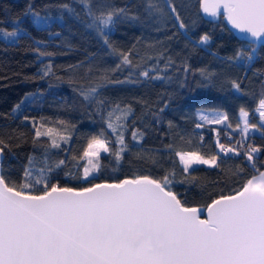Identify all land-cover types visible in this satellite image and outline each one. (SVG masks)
Returning a JSON list of instances; mask_svg holds the SVG:
<instances>
[{
  "label": "snow or ice",
  "instance_id": "obj_1",
  "mask_svg": "<svg viewBox=\"0 0 264 264\" xmlns=\"http://www.w3.org/2000/svg\"><path fill=\"white\" fill-rule=\"evenodd\" d=\"M198 5L207 16H223L239 34L242 46L226 58L212 53L217 60L229 67L247 69L259 59L260 50L264 49V0H198ZM140 7L143 20L154 22L157 31L161 24L171 22L175 31L167 36V41L182 37L186 50H206L212 41L208 32L193 38L196 22H185L176 0H141L140 5L123 6L115 0H62L46 3L40 9L28 0L22 13L8 22L10 28L0 26V44L6 48L18 46L25 38L31 40L30 51L41 64L30 77L33 80L52 78L63 83L65 77L54 71L53 58L58 53L48 50L54 42L32 37L24 26L25 19L35 30L55 38L62 33L54 29L62 27L70 15L100 38L108 55L118 60L114 67L94 65L89 58L64 68L68 74L66 82L99 117V130L84 136L85 143L78 152L65 147L73 140L77 124L23 114L26 103L34 102V94H25L11 113L5 114V118L22 117L21 123L30 126L32 152L26 158L20 181L11 180L5 171L4 157L28 139L16 129L11 134L0 129V264H264V163L257 166L259 156L264 155V145L254 143L256 133L264 140V81L252 110L253 115L258 114L255 123L250 122L249 110L243 106L238 110L235 126L227 112L196 113L195 129L222 126L211 128L219 153L206 156L198 150H175L171 143L164 145L178 158L181 179L177 180L173 169L159 177L134 175L112 182H93L99 178L105 157L119 163L126 153L135 150L138 158L158 163L146 155L150 150L142 144L145 131L133 119L132 105L110 100L104 94L109 87L172 83L174 78L180 87H185L188 76L197 73L201 77L198 86L208 87L214 86L219 76L207 66L193 70L186 56L178 64L164 41L147 45L162 50L145 56L135 51V45L127 51L116 47L110 36L118 25L143 22L141 14L133 10ZM61 46L71 47L56 45ZM85 65L86 84L74 78ZM124 71L127 75L123 79L114 78L115 73ZM170 71L182 73L183 78L169 75ZM256 75L264 76V71L258 70ZM227 83L235 92H242L241 81L229 79ZM169 100L154 108L148 101L137 99L143 108L141 122L150 116L153 122L160 123ZM168 126L172 128L173 122L169 120ZM147 127L143 124V128ZM222 133L229 143L221 142ZM234 133H239L240 139L235 140ZM199 138L204 140L202 134ZM220 154L243 158L253 170L250 178L231 194L211 199L203 208L187 205L173 190L174 185L195 182L194 165L220 168ZM54 155L59 158L52 159ZM70 165L78 171L73 173ZM65 168H69L64 173L66 177L87 182L88 186H61L58 180L53 183V174ZM243 172L244 168L238 165L229 174L238 177ZM205 212L206 218H201Z\"/></svg>",
  "mask_w": 264,
  "mask_h": 264
},
{
  "label": "trees",
  "instance_id": "obj_2",
  "mask_svg": "<svg viewBox=\"0 0 264 264\" xmlns=\"http://www.w3.org/2000/svg\"><path fill=\"white\" fill-rule=\"evenodd\" d=\"M27 2L28 0H0V22H3L0 23V26L10 28L11 24L8 22L22 13ZM31 2L37 9H40L46 3H59L62 0H31ZM67 2H71V0H67ZM115 3L118 6H123L125 3L140 5L141 0H115ZM176 3L181 6L180 11L186 23L191 25L193 21L196 22V26L191 32L194 39H197L204 32H208L212 36V41L206 50H192L191 48L186 50L184 48L186 42L182 37L178 40L167 41V36L175 31L171 26V22L161 24V30L157 31L154 22L143 20L142 7L133 10L141 14L143 22L118 25L110 36V40L116 47L125 51L135 45V51L139 52L140 56H145L147 53H158L162 50L159 46L149 48L147 45L154 44L156 41H164L170 49L169 54L176 58L178 64L186 56L188 58L187 62L193 70L207 66L210 70L218 72L219 76L215 81V85L198 86L197 82L201 80V77L197 73L195 76H188L185 87H180L175 78L172 83L156 81L147 85L126 84L109 87L104 94L110 100H118L132 105L135 112L133 119H136L137 126L145 131L142 144L145 149L150 150L146 155L153 156L158 163L153 164L147 158H138L135 150L126 153L124 159L119 163L112 157H105L102 161L104 167L99 174V178L93 181L94 183L105 180L116 181L134 175L159 177L165 171H172L173 169L176 172L177 180L181 179L182 166L179 165L178 158L175 157L174 152H169L164 148V145L169 143L173 144L175 150H198L206 156L219 153V149L215 147L216 134L211 131V128H221L222 126L210 125L203 129H195V109L197 107L213 108L227 112L230 122L235 126L238 110L243 106L249 110L250 122L255 123L258 121L257 114L253 115L252 110L259 99L261 81H264V76L256 75L258 70L264 71V49L260 50L259 59L247 69L222 64L212 53L226 58L242 46L240 39L226 26L223 16L214 19L203 18L198 9V0H176ZM24 26L32 37L54 42L48 50L58 53L53 58L54 71L65 77V82L57 83L52 78L30 79L37 73L41 64L36 61L35 54L30 51L31 40L28 38L23 39L15 47L6 48L0 44V129L8 134L16 129L19 132H24L28 139L27 143H21L19 147L14 146L12 151L4 157L6 173L11 180L17 182L21 179L26 158L32 152V132L30 126L21 123L22 117L21 119L5 118V114L11 113L13 106L19 103L25 94H34V102L32 104L26 103L23 114L37 118L41 116L53 119L61 118L77 124V131L73 140L65 147L72 149L73 152H78L85 143L84 136L99 130V117L95 115L94 109L86 106L83 98L73 91V86L66 82L68 74L64 71V68L67 65H74L89 58H92L94 65L104 67H114L118 62L116 57L108 55L100 38L70 15L66 17L62 27L54 29L62 33L60 37L50 38L46 33L35 30L28 19H25ZM56 45H70L71 47L69 49L66 46L56 47ZM86 68L87 65L79 69L78 74L74 77L79 83L86 84L88 81V77L85 76ZM126 75L127 71L117 72L114 74V78L123 79ZM169 75H174V77L179 75L180 78H183L182 73L175 74L170 71ZM229 79L241 81L242 92L238 93L231 89L227 83ZM169 97H171L170 100ZM137 99L148 101L149 105L154 108L162 107L164 101L169 100V107L162 114V121L155 123L149 116L141 122L140 117L143 114V108L140 103L136 102ZM93 120L97 122L93 123ZM169 120L173 122L172 128L168 126ZM145 123L148 124L147 128H143ZM130 131L131 129H129L127 136L129 140ZM200 134L204 136L203 141L199 138ZM255 136L254 143L264 145V140L259 138V133H256ZM220 140L222 143H229L223 133ZM15 143L13 141L14 145ZM157 149H159L158 152ZM60 155L62 157L64 154L61 153ZM220 156V168L194 165L193 174L197 177L196 181L190 184L176 183L174 185L173 190L180 195L187 205L205 206L211 199L221 194L232 193L252 174L251 166L247 165L243 158H237L231 154L227 157L223 154H220ZM57 158L59 157L55 155L52 157V159ZM39 159L38 154L37 161ZM174 161L175 163H173ZM261 163H264V155L259 156L257 166L259 167ZM238 165L244 168V172L238 177L230 175V170H235ZM69 168L73 173L78 171L77 168L71 165ZM69 168H65L58 174H53L55 179L52 182L58 180L61 186L76 188L88 186L87 182L66 177L64 173L69 171ZM39 189L40 186H37V191Z\"/></svg>",
  "mask_w": 264,
  "mask_h": 264
},
{
  "label": "water",
  "instance_id": "obj_3",
  "mask_svg": "<svg viewBox=\"0 0 264 264\" xmlns=\"http://www.w3.org/2000/svg\"><path fill=\"white\" fill-rule=\"evenodd\" d=\"M198 9H199V5H198ZM199 12H200V14H201V16L203 17V18H205V19H214L213 17H210V16H207L206 14H204L202 11H200L199 10ZM224 20V19H223ZM224 22H225V24H226V26L230 29V31L237 37V38H239V34L236 32V30H234V29H231V26L230 25H228L227 24V22L224 20ZM262 170H264V169H262ZM126 178V177H125ZM128 178H131V177H128ZM248 178H250V176L248 177ZM122 179H124V178H122ZM101 182V181H100ZM109 182H112V181H109ZM97 183V182H96ZM231 194V193H230ZM226 195H228V194H226ZM217 198V197H216ZM215 199V198H214ZM211 202V201H210ZM210 202H208V203H210ZM207 203V204H208ZM192 206H199V207H201V208H203L204 206H201V205H192ZM201 218H206V212L205 213H203L202 214V217Z\"/></svg>",
  "mask_w": 264,
  "mask_h": 264
},
{
  "label": "rangeland",
  "instance_id": "obj_4",
  "mask_svg": "<svg viewBox=\"0 0 264 264\" xmlns=\"http://www.w3.org/2000/svg\"><path fill=\"white\" fill-rule=\"evenodd\" d=\"M255 107H256V106H255ZM255 107H254V108H255ZM254 108H253V109H254ZM199 110H204V111H206V112H210V111H213V110L221 111V110H219V109L197 107V108L195 109V112L197 113ZM257 118H258V114H257Z\"/></svg>",
  "mask_w": 264,
  "mask_h": 264
},
{
  "label": "built area",
  "instance_id": "obj_5",
  "mask_svg": "<svg viewBox=\"0 0 264 264\" xmlns=\"http://www.w3.org/2000/svg\"><path fill=\"white\" fill-rule=\"evenodd\" d=\"M262 79H263V78H262ZM234 137H235V140L240 139L239 133H237ZM235 140H233V143H235Z\"/></svg>",
  "mask_w": 264,
  "mask_h": 264
}]
</instances>
